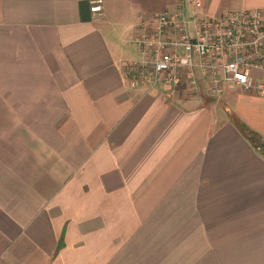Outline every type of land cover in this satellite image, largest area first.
Instances as JSON below:
<instances>
[{"label":"crops","instance_id":"1","mask_svg":"<svg viewBox=\"0 0 264 264\" xmlns=\"http://www.w3.org/2000/svg\"><path fill=\"white\" fill-rule=\"evenodd\" d=\"M90 1L0 0V264H264V71L133 88L141 21L191 0Z\"/></svg>","mask_w":264,"mask_h":264},{"label":"built area","instance_id":"2","mask_svg":"<svg viewBox=\"0 0 264 264\" xmlns=\"http://www.w3.org/2000/svg\"><path fill=\"white\" fill-rule=\"evenodd\" d=\"M193 10L154 14L151 24L142 20L132 42L140 58L125 65L130 86L155 87L159 82L174 89L185 83L191 92L206 82L207 91L219 97L227 84L253 86V69L264 71V14L257 9L230 12L221 17ZM103 0H91L92 14L103 11Z\"/></svg>","mask_w":264,"mask_h":264},{"label":"trees","instance_id":"3","mask_svg":"<svg viewBox=\"0 0 264 264\" xmlns=\"http://www.w3.org/2000/svg\"><path fill=\"white\" fill-rule=\"evenodd\" d=\"M236 120V119H235ZM243 130H246V128H242ZM247 131V130H246Z\"/></svg>","mask_w":264,"mask_h":264}]
</instances>
